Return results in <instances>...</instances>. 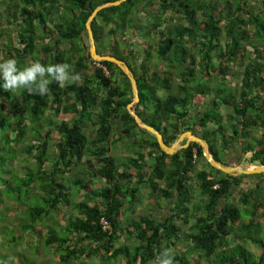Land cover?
I'll list each match as a JSON object with an SVG mask.
<instances>
[{
    "label": "trees",
    "instance_id": "1",
    "mask_svg": "<svg viewBox=\"0 0 264 264\" xmlns=\"http://www.w3.org/2000/svg\"><path fill=\"white\" fill-rule=\"evenodd\" d=\"M6 1L0 24L13 21L16 28L14 40L0 38V61L15 59L21 70L34 61L67 63L83 79L65 87L53 81L45 95L5 91L0 80V207L3 200L10 205L0 218L3 253L24 242L27 253L16 252L17 264H113L115 258L156 264L165 249L175 253L174 264H260L264 255L256 261L246 247L247 239L259 241V221L240 222L228 200L238 190V200L251 203V216L262 208L253 187L242 185L255 173L221 172L195 141L164 153L125 109L132 97L126 75L112 61L89 57L84 20L110 0ZM59 4L63 15L50 10ZM255 4L123 0L98 9L90 28L96 52L131 70L134 111L166 144L189 130L221 163L235 164L247 152L248 163L264 164V0ZM11 13L17 14L9 20ZM141 32L149 35L145 45ZM232 76L237 85L225 87ZM159 89L166 93L157 95ZM199 94H210L209 102L190 117ZM61 110L69 118L53 120ZM118 141L127 152L115 157L110 149ZM141 190L146 208L135 216ZM178 241L183 249L172 248ZM38 249L51 258H34Z\"/></svg>",
    "mask_w": 264,
    "mask_h": 264
},
{
    "label": "rangeland",
    "instance_id": "2",
    "mask_svg": "<svg viewBox=\"0 0 264 264\" xmlns=\"http://www.w3.org/2000/svg\"><path fill=\"white\" fill-rule=\"evenodd\" d=\"M256 1V0H255ZM255 1L252 0V3L255 4ZM6 0H0V17H2V19H5L7 18V16H4L3 14V9L5 8L4 4H6ZM61 3V2H60ZM148 6H144L142 8H147ZM142 8H138V13H141L143 10ZM57 9V6L56 7H50V10L52 13H58L59 15H63V5L62 4H59L58 5V9L57 11H55ZM12 9H10L9 11H11ZM141 10V12H140ZM18 13V12H17ZM17 13H11V15L8 17V19L10 20L13 15H16ZM199 14V12H197ZM166 14V13H165ZM168 14V13H167ZM146 17L148 16H145L144 13H141L139 15V18L140 19H146ZM16 20H17V17H16ZM173 20V19H171ZM145 22V20H144ZM47 25H49V23L47 22ZM15 26V27H14ZM15 28H16V25H14V22L12 21L11 23H7L5 20H3V22H1L0 24V38H3V37H6L7 35H10L12 37V40H14V31H15ZM141 36H145V39L141 40V42L143 43V45H145L147 42H146V36H149V35H146L144 33H140ZM107 43V41H105ZM104 42V43H105ZM135 49V47L133 48ZM36 52H34L35 54ZM66 56V53L64 55V57ZM22 68V67H21ZM209 80H208V85L209 86H214L213 83L214 80L217 78L211 74L209 75ZM214 79V80H213ZM236 83H238V77L237 76H232L230 78L227 79L226 81V85L225 87H232V85ZM165 90L164 89H159L157 90V95L159 96H162L164 94ZM166 93V92H165ZM209 99H210V94H202L200 95L199 94V100L196 101V105L195 107L193 108V110L190 111V117H193L195 113L197 112H201V109L202 107L207 103L209 102ZM219 110L221 111V113H223L225 111L224 109V106H219ZM70 116V113L68 111H60L59 114H57L56 116H54L52 119L53 120H59L61 118H69ZM85 122L87 123V121L85 120ZM86 132H90L91 130H89L88 128L85 130ZM260 130L256 129L254 130V132L256 134L259 133ZM52 135L55 137L57 134L56 133H52ZM51 142H49V148H48V151H50L52 149V144H50ZM111 153L116 157V156H120L121 154H124L127 152V148H124L122 143L120 141H118L116 143L115 146H111V149H110ZM248 155V153H245L243 155V160L241 159L240 161H238L237 163H240L242 166H246V167H249L250 164L244 159V157ZM22 157H20V161L22 162L24 159H21ZM12 161V165L13 163H16V161L13 159L11 160ZM99 183V182H97ZM243 186H251L253 187L254 189V194L256 196L255 197V200H261L264 204V171L263 172H258V173H255V174H249L248 176H244L243 178V183H242ZM194 190V189H193ZM195 191V190H194ZM238 190H233V192L231 193V195H229V198L228 200L234 204L237 209H238V212H239V221L240 222H245L246 220H248L250 217H252L253 219L255 220H258L259 221V230H257V233L255 234L256 238L259 240L257 241V244L254 243L253 241L247 239L246 242V247H248L250 250H253L254 253H252L254 255V259L257 261L258 259V256L260 253H262L264 255V251L262 252V250L260 249L259 250V247L263 248L264 249V206L262 208H259L258 210L255 211L254 215L251 216L250 212L252 211V208L250 206V204H243L241 203L239 200H238V194H237ZM141 193V196H140V203L137 204V202L135 203V207H134V212H133V215L137 216L139 212L143 211L145 208H146V202H147V195L145 194L144 191H140ZM75 198L78 197V194L74 196ZM11 202V201H10ZM160 204L164 203L163 200H161L159 202ZM10 205H8V202L5 200H3V203L1 204V207H0V218L2 217V215H4L7 211L6 209L9 208ZM124 208V207H123ZM148 208V207H147ZM60 211L62 213H64L65 215L66 214H69V211H71V209L69 210V207L67 206H63L60 208ZM148 214L149 213H152V210L151 209H148ZM122 216H125V214H123ZM191 216L189 217V219L187 220L186 224L184 225L185 229L188 228V225L189 223H191L192 219H190ZM177 223H179V221H177ZM180 224V223H179ZM181 225V224H180ZM16 231V230H15ZM1 236V235H0ZM7 237H9V234H7ZM120 239L123 238V234L119 237ZM228 239V242L229 243H233V241L236 239H232L231 237L230 238H227ZM0 241H1V238H0ZM2 243L3 242H0V264H17L15 260H18L16 259V252H20L22 250L25 249V244L24 242H20L19 244H17L13 250H7L3 253V247H2ZM172 248H180V249H183L184 248V243L182 241H178L176 242ZM25 251V250H24ZM24 253H27L26 251ZM51 254L50 252L48 251L47 252V249H38V253L34 254V258H38V260H46V259H49L51 258ZM252 258V255L250 254V259L249 260H253ZM97 259L98 256H96V260L95 261H98ZM90 260H93V257L90 259ZM98 262H102V261H98ZM111 262V261H110ZM122 262L115 258L113 260V264H121ZM204 264H207L206 260H204ZM260 264H264V260L260 263Z\"/></svg>",
    "mask_w": 264,
    "mask_h": 264
},
{
    "label": "water",
    "instance_id": "3",
    "mask_svg": "<svg viewBox=\"0 0 264 264\" xmlns=\"http://www.w3.org/2000/svg\"><path fill=\"white\" fill-rule=\"evenodd\" d=\"M121 1L123 0H110L95 5L87 15L86 19L84 20V29L86 33V45H87L89 57L94 61L103 60V59L112 61L119 67V69L128 78L132 97L130 101L125 104V109L133 117V120L136 123V125L151 132L155 136V140L159 148L166 154H171L177 148L186 146L188 141H195L201 146L202 155L204 159L208 162V164L214 168L219 169L221 172L232 175H236L239 173L263 172L264 164L253 165L252 167H244L240 163H235V164L221 163L209 153L205 140L201 139L197 135L192 134L189 130H183L178 134V136L174 140H172L169 144H166L163 141L162 136L157 129H155L152 125L143 122L139 118V116L134 111V104L138 100V94H137L135 79L131 70L129 69L125 61H123L122 59H119L110 54H104V53L101 54L96 52L95 43L90 28V20L94 17L98 9L106 5H116ZM182 138L184 139V141L180 142Z\"/></svg>",
    "mask_w": 264,
    "mask_h": 264
},
{
    "label": "clouds",
    "instance_id": "4",
    "mask_svg": "<svg viewBox=\"0 0 264 264\" xmlns=\"http://www.w3.org/2000/svg\"><path fill=\"white\" fill-rule=\"evenodd\" d=\"M82 79L80 74L71 73L70 65L67 63L46 66L39 61H34L21 70L15 59L0 61L2 87L9 92L26 90L29 94L45 95L49 91V84L53 81L65 87L68 84L80 83ZM249 164L250 166L258 165ZM174 256L175 253L171 249H165L157 258L156 264H174Z\"/></svg>",
    "mask_w": 264,
    "mask_h": 264
},
{
    "label": "built area",
    "instance_id": "5",
    "mask_svg": "<svg viewBox=\"0 0 264 264\" xmlns=\"http://www.w3.org/2000/svg\"><path fill=\"white\" fill-rule=\"evenodd\" d=\"M100 221H101L102 228L105 229L106 227H108L107 224L105 223V221L102 218L100 219Z\"/></svg>",
    "mask_w": 264,
    "mask_h": 264
},
{
    "label": "bare ground",
    "instance_id": "6",
    "mask_svg": "<svg viewBox=\"0 0 264 264\" xmlns=\"http://www.w3.org/2000/svg\"><path fill=\"white\" fill-rule=\"evenodd\" d=\"M249 167H252V166H249Z\"/></svg>",
    "mask_w": 264,
    "mask_h": 264
},
{
    "label": "flooded vegetation",
    "instance_id": "7",
    "mask_svg": "<svg viewBox=\"0 0 264 264\" xmlns=\"http://www.w3.org/2000/svg\"><path fill=\"white\" fill-rule=\"evenodd\" d=\"M183 141H184V139H183Z\"/></svg>",
    "mask_w": 264,
    "mask_h": 264
}]
</instances>
